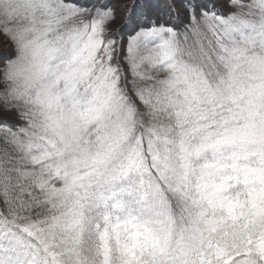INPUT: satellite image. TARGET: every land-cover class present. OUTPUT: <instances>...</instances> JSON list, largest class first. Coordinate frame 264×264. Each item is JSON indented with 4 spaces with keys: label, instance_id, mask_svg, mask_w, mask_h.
<instances>
[{
    "label": "snow or ice",
    "instance_id": "1",
    "mask_svg": "<svg viewBox=\"0 0 264 264\" xmlns=\"http://www.w3.org/2000/svg\"><path fill=\"white\" fill-rule=\"evenodd\" d=\"M0 47V264H264V0H0Z\"/></svg>",
    "mask_w": 264,
    "mask_h": 264
},
{
    "label": "trees",
    "instance_id": "2",
    "mask_svg": "<svg viewBox=\"0 0 264 264\" xmlns=\"http://www.w3.org/2000/svg\"><path fill=\"white\" fill-rule=\"evenodd\" d=\"M98 2H103V0H80V3L83 4V5H86V6H89L91 7L92 4L94 3H98ZM112 3H115L116 1L115 0H111ZM133 2V0H128V3L131 4ZM139 3L143 4V3H146L147 0H138ZM193 2H196V0H193ZM219 2V0H218ZM138 12H144L145 9H137ZM148 11H151L152 12V15L153 17L157 16L158 13L155 12L154 9H148ZM181 15L184 14V9L183 8H180L179 9ZM145 17L144 16H141V19H144ZM166 18V16L164 17ZM119 24V23H118ZM0 68H2V65H0Z\"/></svg>",
    "mask_w": 264,
    "mask_h": 264
},
{
    "label": "rangeland",
    "instance_id": "3",
    "mask_svg": "<svg viewBox=\"0 0 264 264\" xmlns=\"http://www.w3.org/2000/svg\"><path fill=\"white\" fill-rule=\"evenodd\" d=\"M116 1V0H115ZM120 24L121 23V21L120 20H117V24ZM4 49H3V47H0V51H3Z\"/></svg>",
    "mask_w": 264,
    "mask_h": 264
}]
</instances>
